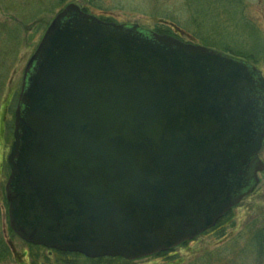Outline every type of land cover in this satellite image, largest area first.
Masks as SVG:
<instances>
[{"label": "water", "instance_id": "95a60500", "mask_svg": "<svg viewBox=\"0 0 264 264\" xmlns=\"http://www.w3.org/2000/svg\"><path fill=\"white\" fill-rule=\"evenodd\" d=\"M263 140L254 67L69 5L24 72L7 158L10 229L90 260L166 253L253 192Z\"/></svg>", "mask_w": 264, "mask_h": 264}, {"label": "rangeland", "instance_id": "374dc122", "mask_svg": "<svg viewBox=\"0 0 264 264\" xmlns=\"http://www.w3.org/2000/svg\"><path fill=\"white\" fill-rule=\"evenodd\" d=\"M61 1L43 0V35L67 0ZM227 1H230L228 6L222 4V6L208 7V11L212 8L220 13L217 27H209L211 24L208 22L204 24L201 22L204 20L202 9L206 10L204 7L207 0H105L101 7L108 11L107 17L117 25L136 27L143 34L169 36L177 40L179 37V41L183 44L210 46L211 49L221 53L227 52L226 50L232 51L227 52L232 54L251 53L256 57L255 47H246L240 41L245 38L249 45H253L256 40L251 37H256L255 33L241 24L233 28L227 26V15L224 12L228 9L233 11L231 0ZM241 1L247 19L253 21L260 31V38L264 39V5H259L260 0ZM196 2L199 8L195 7ZM197 11H200L201 15H194ZM193 18L197 22H194ZM4 19V16L0 18V26L3 27L0 28V240L7 251L22 254L30 249L10 234L4 187L8 177L6 159L13 143L15 107L24 69L28 63L27 57L34 49L31 48L29 51L24 48L23 32L19 34L18 31L16 34L11 30L14 29L11 26H2ZM9 34L18 37V40L8 39ZM199 35L207 38L206 43L210 45H201ZM258 73L264 82V68ZM258 158L264 165V142ZM258 179L259 183L253 192L212 230L158 256L134 262L115 260L96 262L77 256L61 257L56 252L46 253L41 250L32 251L30 259L21 258L18 262L15 257L10 256L0 260V264H264V173L258 175Z\"/></svg>", "mask_w": 264, "mask_h": 264}, {"label": "flooded vegetation", "instance_id": "af4514ba", "mask_svg": "<svg viewBox=\"0 0 264 264\" xmlns=\"http://www.w3.org/2000/svg\"><path fill=\"white\" fill-rule=\"evenodd\" d=\"M61 2L64 1L62 0ZM103 2H105V0H67L66 4L57 15L62 13L69 5H74L84 16L93 17L102 23L116 24L109 17H107L108 11L101 7ZM2 16L5 18V22H3L2 26H11V28H14L11 30H13L16 34H18V31L19 34L23 32L25 40L22 43L25 45L24 48H27L29 51L31 48L34 49V51L27 57L29 62L43 39V0H0V18ZM0 28L3 27L0 26ZM9 38L11 40H18V37H15L12 34L11 36L10 34L8 35V39ZM10 234L15 237L11 231ZM26 245L29 247L30 251H24L22 254H18L16 251H0V260L7 259L10 256L15 257L18 262L21 261V258L30 259V253H32V251L43 250L46 251V253H52V251H48L40 247H33L29 244Z\"/></svg>", "mask_w": 264, "mask_h": 264}, {"label": "trees", "instance_id": "16d2710c", "mask_svg": "<svg viewBox=\"0 0 264 264\" xmlns=\"http://www.w3.org/2000/svg\"><path fill=\"white\" fill-rule=\"evenodd\" d=\"M232 1H234L235 3L233 4ZM259 3H260L259 5H264V0H260ZM222 4H225V6H228L230 4V1H227V0H225V1H221V0H207V2L205 3V7H204V8H206V10L204 11L202 9V11H203L202 18H204V20L201 21V22H203L202 24H204V22H208L209 24H211L209 27H211V26L217 27L218 26L217 25V22H218L217 19H218L220 13H219V11L213 10L212 8H211V10L208 11V7L209 8L210 7H215V6H218V5L222 6ZM231 5L233 6V8H232L233 11L228 9V11L224 12L227 15V18H226V20H227L226 23L228 24L227 26L230 27V28L231 27L233 28V27H236L237 25L241 24L243 27L248 28V30H250L251 32H254L256 37H251V39L256 40V41H255V43L253 45H249V42L245 38L241 39V40L239 39V40L242 41L243 44H245L246 47H251V48L255 47L254 51H256L257 53L255 55L256 57L252 56L251 53H235V54L227 53V52H232V51H228V50H226L227 52H224V53L222 52V54L230 55V57H233L234 59H237L239 61H243L247 65H249L251 67H254V68L258 69L259 71H261L262 68H264V39H262V37L260 38V35H261L260 31L256 28V26L253 23V21L247 19L246 14H244V7L242 5V1L241 0H231ZM195 7L199 8L198 7V2L195 3ZM200 11L195 12L194 15L200 14L199 13ZM235 11H236V13H235ZM193 20H194V22H197L196 19L193 18ZM232 24H234V26H232ZM220 28H222V27H220ZM159 33H161V32H159ZM209 34L212 35V33H209ZM198 37L202 41L201 45H204V46L210 45V44L206 43L207 42V38H203L200 35ZM206 47L209 48V49L212 48L210 46H206ZM219 53H221V52H219ZM7 250L8 249L3 246L2 240H0V251H7ZM56 254L58 256H61V257H63V256H67V257L68 256H77L79 258L82 257L81 255H78V254H62V253H56ZM82 258H84V257H82ZM103 260L123 261V260L118 259V258H114V259L113 258H101V259H96L94 261L101 262ZM89 261H91V260H89Z\"/></svg>", "mask_w": 264, "mask_h": 264}]
</instances>
